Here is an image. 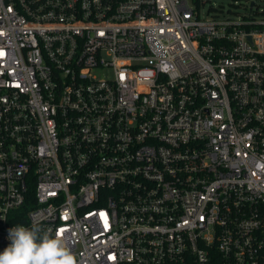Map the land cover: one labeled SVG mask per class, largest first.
Wrapping results in <instances>:
<instances>
[{
	"label": "built area",
	"instance_id": "2783aa9c",
	"mask_svg": "<svg viewBox=\"0 0 264 264\" xmlns=\"http://www.w3.org/2000/svg\"><path fill=\"white\" fill-rule=\"evenodd\" d=\"M202 4L0 0V252L264 264V6Z\"/></svg>",
	"mask_w": 264,
	"mask_h": 264
},
{
	"label": "clouds",
	"instance_id": "9594fccd",
	"mask_svg": "<svg viewBox=\"0 0 264 264\" xmlns=\"http://www.w3.org/2000/svg\"><path fill=\"white\" fill-rule=\"evenodd\" d=\"M8 238L11 243L0 252V264H77L66 241L40 221L11 228Z\"/></svg>",
	"mask_w": 264,
	"mask_h": 264
},
{
	"label": "rangeland",
	"instance_id": "374dc122",
	"mask_svg": "<svg viewBox=\"0 0 264 264\" xmlns=\"http://www.w3.org/2000/svg\"><path fill=\"white\" fill-rule=\"evenodd\" d=\"M260 6H264V0H255ZM247 0H203L200 8L201 16L219 12L221 15H229L244 12Z\"/></svg>",
	"mask_w": 264,
	"mask_h": 264
},
{
	"label": "trees",
	"instance_id": "16d2710c",
	"mask_svg": "<svg viewBox=\"0 0 264 264\" xmlns=\"http://www.w3.org/2000/svg\"><path fill=\"white\" fill-rule=\"evenodd\" d=\"M197 4H200L201 3V0H195Z\"/></svg>",
	"mask_w": 264,
	"mask_h": 264
}]
</instances>
